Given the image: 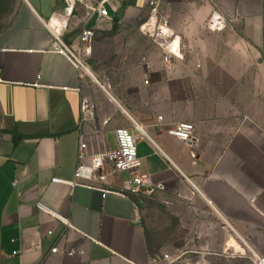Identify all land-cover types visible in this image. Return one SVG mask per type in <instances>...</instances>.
Masks as SVG:
<instances>
[{
	"label": "crops",
	"instance_id": "0c3cea01",
	"mask_svg": "<svg viewBox=\"0 0 264 264\" xmlns=\"http://www.w3.org/2000/svg\"><path fill=\"white\" fill-rule=\"evenodd\" d=\"M167 2L168 28L180 41V58L169 62L144 47L141 32L108 29L78 75L51 51L62 0H20L0 29V264H148L162 254L150 196L103 198L67 184L79 136L90 154L113 150L116 128L139 137L138 170L163 187L159 194L199 200L264 260V0ZM120 3L105 4L113 23L121 22ZM214 11L224 27L211 32ZM88 16L76 6L66 45L77 44L84 26L95 28ZM101 55L114 63L99 67ZM83 100L94 114L80 122ZM178 123L193 125L190 141L167 134ZM106 172L104 187L121 189L126 174Z\"/></svg>",
	"mask_w": 264,
	"mask_h": 264
},
{
	"label": "built area",
	"instance_id": "2783aa9c",
	"mask_svg": "<svg viewBox=\"0 0 264 264\" xmlns=\"http://www.w3.org/2000/svg\"><path fill=\"white\" fill-rule=\"evenodd\" d=\"M64 3L63 11L60 14H53L56 20V25H53L49 31L52 36L51 51L62 55L77 71L78 75L87 72V67L82 61V55L90 53V44L94 37V30L84 26L81 29L77 44L74 46L75 52H72L66 45L62 36L66 31L68 22L73 16L77 5H82L88 12L89 16L84 23L92 17H96L97 22L109 23L110 17L105 4L110 0H62ZM163 0H145L149 10V18L141 27V32H145L154 43H157L162 51V61L169 62L171 59L180 58V41L174 37L168 28V21L159 15L160 5ZM206 27L211 32L220 31L224 27V21L218 11H214L206 22ZM144 84L147 81L144 80ZM82 122L87 117H92L94 114V106L86 100H83L80 105ZM160 120V118H158ZM109 119L102 122L105 126ZM194 127L190 123H178L169 128L166 132L169 136L178 139L181 142H188L191 139ZM116 147L113 150L97 152L90 154L87 152L86 144L83 136L78 138V148L76 152V168L73 175V180L67 183L70 187H83L86 189L97 190L104 198L107 195H116L125 197L126 194L152 196L163 191L161 185L153 184L145 173L138 170L139 162L137 160L136 143L138 136H135L130 129L116 128L113 131ZM141 137V135H139ZM106 169L114 173H125L126 180L123 187L119 190L104 187L106 182ZM52 183H61L58 179H52ZM14 181L13 185L16 186ZM39 211L49 214L54 219L62 222L69 227L65 219L50 212L40 204H37ZM57 248H52L50 253H57ZM16 253L14 252L13 255ZM73 251L67 252V255H73ZM259 264H264L263 259L256 258ZM173 260L170 255L162 253L150 258L148 264H172Z\"/></svg>",
	"mask_w": 264,
	"mask_h": 264
},
{
	"label": "rangeland",
	"instance_id": "374dc122",
	"mask_svg": "<svg viewBox=\"0 0 264 264\" xmlns=\"http://www.w3.org/2000/svg\"><path fill=\"white\" fill-rule=\"evenodd\" d=\"M119 1L121 2V22L119 24L113 23V19L109 23L97 22L93 29L94 37L90 48L96 41V37L101 36L104 30H136L141 32V27L149 18V10L145 0ZM19 2L20 0H5L6 10L0 13V29L8 24L11 14ZM169 12V3L167 0H163L159 15L166 19ZM141 33L144 39V47L153 45L159 48L157 43H154L145 32ZM68 48L75 52L76 48L70 45ZM104 51L101 49V53ZM105 52V57L108 58L109 48ZM88 55L90 53L82 55V61L86 67ZM101 59L99 67L109 66L114 63L115 56H111V63H105L102 55ZM100 70L97 71L103 73V70ZM105 73L108 74L109 72L106 71ZM98 79L100 82L103 81L101 76ZM107 88L110 89V87ZM150 197L149 205L151 213H153L150 224L155 227L159 237V253L170 255L175 260L172 264H259L256 257H260V253L254 251L250 245L246 246L236 235L232 234L229 228L199 200L180 201L173 196H170L169 199L165 194L159 193ZM169 200L170 207L167 205ZM229 238L235 241V246H228L227 248V242H230ZM253 251L256 253L253 254Z\"/></svg>",
	"mask_w": 264,
	"mask_h": 264
},
{
	"label": "trees",
	"instance_id": "16d2710c",
	"mask_svg": "<svg viewBox=\"0 0 264 264\" xmlns=\"http://www.w3.org/2000/svg\"><path fill=\"white\" fill-rule=\"evenodd\" d=\"M6 10L5 0H0V13Z\"/></svg>",
	"mask_w": 264,
	"mask_h": 264
},
{
	"label": "bare ground",
	"instance_id": "6f19581e",
	"mask_svg": "<svg viewBox=\"0 0 264 264\" xmlns=\"http://www.w3.org/2000/svg\"><path fill=\"white\" fill-rule=\"evenodd\" d=\"M227 246H235V243H234V241L233 240H230V242L228 243V245Z\"/></svg>",
	"mask_w": 264,
	"mask_h": 264
}]
</instances>
